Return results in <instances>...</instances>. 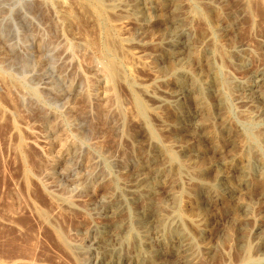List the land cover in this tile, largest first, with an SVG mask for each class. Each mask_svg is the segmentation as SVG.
Returning a JSON list of instances; mask_svg holds the SVG:
<instances>
[{"label":"rangeland","instance_id":"rangeland-1","mask_svg":"<svg viewBox=\"0 0 264 264\" xmlns=\"http://www.w3.org/2000/svg\"><path fill=\"white\" fill-rule=\"evenodd\" d=\"M49 1L0 0V264H99L101 245L106 248L117 244L118 251L126 250L123 256L135 258L139 246L148 247L151 240L161 250L153 241V235L161 232L160 229H151L141 222L148 216L154 221L163 216L180 217L184 230L194 240L191 244L195 246L189 252L190 257L197 259L194 264H202L201 257L203 264H239L245 251L253 253V257L260 256L258 240L264 236V176L249 174L246 187L241 183L243 176L236 169L249 161L248 152L253 151L255 144L253 136L256 132L261 133L264 126L247 131L239 122L243 120V113L258 107L259 101L254 97L255 104L249 108L239 101L237 82H250L253 73L237 69L234 63L238 57L230 52V47L248 43L253 49L251 63L254 70L264 66V8L259 0H251L252 6L249 7L243 4L244 0H224L218 11L207 16V21L200 17L194 20L197 36L200 37L203 31L216 33V43L229 50L223 51L222 59L217 58L225 75L220 78V95L206 99L199 128L181 137L167 136L158 131L152 121L157 129L158 143L168 144L178 139L189 141L195 149L206 151L207 157L190 171L183 169L182 159L167 160L166 166L173 169V175L167 180L166 188L154 195L157 199L151 196L148 186L159 185V182L149 180L148 185L146 177L140 174L144 168L153 165L152 159L135 163L144 157L145 152L149 155L147 151L151 152V149L145 151L142 146L146 145L147 134L136 111L132 91L124 83L113 84L103 68L106 62L113 60L106 45L108 35L112 31L115 36L118 33V38L121 35L114 27L113 15L109 13L95 22L86 18V14L90 15L95 9L90 0H54L59 7L53 0ZM101 1L105 5L109 3L108 0ZM202 1L206 0H178L181 3L179 11L188 15ZM75 2H83L87 12L78 11L80 3ZM61 3L69 9H76L77 19L64 22L63 13L58 10ZM252 9L256 11L255 17L251 14ZM239 11L244 13L240 15ZM90 17L93 19L94 15ZM229 23L233 28L236 26L235 30L221 32L222 26ZM133 25L129 34L121 36L119 43L122 47L137 39V26ZM162 25L157 24L148 31L149 42L167 29ZM79 36H86V46L76 41L75 37ZM148 41L146 39V44ZM125 58L128 61L130 56L126 54ZM115 61L120 66L128 64L123 60ZM153 65L158 67L159 61L153 60ZM123 70L128 79L148 75L146 71ZM208 70L205 69L204 73ZM165 116L168 119L173 117L171 111ZM258 147L264 150V140ZM152 151L158 152L153 148ZM157 154L162 155L159 160L169 155H164L163 151ZM222 161H226L227 172L231 173L226 187L244 188L240 201L231 198L224 187L216 186L217 167ZM190 184L193 185L190 187ZM139 185L141 187L135 193ZM204 185L217 195L218 201L199 212L196 210L198 200L205 201L199 186ZM120 201L128 202L127 211L124 216L116 217L114 214ZM242 204L249 210L244 211ZM199 217L209 228L205 233L200 226L190 223ZM260 227L262 232L258 231ZM172 246L176 247L175 242L170 243L169 248ZM207 249L211 250L210 256L205 253ZM169 259L170 264L176 263Z\"/></svg>","mask_w":264,"mask_h":264},{"label":"bare ground","instance_id":"bare-ground-1","mask_svg":"<svg viewBox=\"0 0 264 264\" xmlns=\"http://www.w3.org/2000/svg\"><path fill=\"white\" fill-rule=\"evenodd\" d=\"M35 1H37V0H35ZM73 1H76V0H73ZM90 1L95 6L94 11L91 12V14H90V15L93 14L94 18L91 19L92 16L90 17L89 13L86 14V18L89 17V20L98 22L101 19H103L104 15H108L109 13H111L114 17L113 18L114 22L109 20V18H108V20L113 22L115 29L119 32V34L121 33L119 38L117 37V35H118L117 32H116L117 33L116 36L114 33L112 34L113 31L110 32L109 35L107 34L108 39H107L106 45H107V49L109 51V54L111 55L110 58H113V60L106 62V64L104 65L105 67H103V68H106L105 72L108 73L109 79L113 84L118 83V82L124 83L132 91L136 111H137L139 118L141 120V123H142L141 125H143L144 129L146 130V134H147L146 145H144V144L143 145L141 144V145L145 146L144 147V149L146 148L145 151L147 149H149V150L151 149V152L147 151V153H149V155H146V152H145V154H144V152H142L144 154V157L141 159L140 158L142 156L141 155L139 157L140 159L136 158L137 160L135 161V163L136 164H142V163H144L143 161L148 162L150 159H152L151 164H153V165L151 167H148L147 169L144 168L145 170L143 169V171L141 170L142 172L140 174L146 177V183L148 185H150L149 180L153 181V182L154 181L159 182V185H153L152 184L153 186H151V185L148 186L149 191H151V193H152L151 196L154 198V195H157L159 192H161V190L163 191V189L166 188L165 184L167 183V180H169L170 177H172V175H173V169H170L169 165H168L169 168L165 169V167H168V166H166L168 164L167 160H169L170 162H173V161L175 162V161H178L179 159H182L184 162L182 164L181 163H179V164L184 166L183 169L185 168L186 170L190 171L191 169H194L197 166H199L200 163H203L204 159L207 158L205 153H204L206 151H202L201 149H199V150L195 149L194 146L191 145V143L189 141H183V140H179V139L175 140V141H169L170 139L167 138V139H169L168 144L158 143V138H157L156 133H157V129H158V131H160L163 134H167V136L168 135H175L176 137H181L183 134H187V133L194 131L195 129L200 127L201 117L203 115V111H204L205 106L207 104L206 99L209 97H211V98L213 97L215 99L218 95H220V89L218 88V86L221 84L220 78L221 77L223 78L225 73L222 70V68L219 67L220 65L218 64V61L220 59L217 61V58L219 57L222 59L223 51L228 52L229 50L225 49V47L223 48L222 46H219L220 43H218V42H217L218 44L216 43V37H217V36H215L216 33L212 32L210 34L209 32L203 31V33L200 37L197 36L193 24H195L194 20H196V17L203 18V20L207 21V16L208 15L210 16V13L218 11V9H220L219 7L221 5H223L224 0H206L204 2L203 1L199 2L198 6L196 7L197 9L194 11H191V13H189L188 15L185 13L182 14L179 11L181 8V6H180L181 3H179L178 0H108L109 3H107V5H105V3H103L101 0H90ZM256 2H258V0ZM75 3L76 4L80 3L78 5V9H77L78 11H82V10L86 11V10H84L85 5L82 4L83 2H79V3L75 2ZM250 3L252 4L251 0H244V2H243V4H245L248 7L252 6V5H250ZM259 3H261L263 8H264V0H259ZM55 4H56V2H55ZM57 4L59 5V3H57ZM88 4H90V3H88ZM58 5H57V7H59ZM184 6H186V5H184ZM254 6H255V4H254ZM39 8H40V6H39ZM69 8L70 7H68L66 4L61 3L60 8L58 9L63 13L62 19L64 20V22L67 20L74 21L75 19H77V16H76L77 13L75 14V12H74V10H76V9H69ZM71 8H72V6H71ZM186 8H188V6L185 7L184 9H186ZM58 10H57V12H58ZM181 11H183V10H181ZM240 11H239V14L241 15L242 12H240ZM252 11L253 12L251 14L254 15L256 13V11L253 9H252ZM187 12H189V11H187ZM258 12L260 13V11H258ZM84 13L85 12H83V14ZM230 14H232V13H230ZM239 14H237V15L240 16ZM55 16H56V14H55ZM238 16H234V17H237V19H238ZM255 16L256 15H254V17ZM188 17H190V18H188ZM262 18H263V15H262ZM58 22H60V21H58ZM132 22H134V25ZM68 23L69 22H67L65 24H68ZM160 23L163 24L164 27L167 29L165 31L164 30L160 31L149 42L148 37H147L148 31L152 27H154L155 25L160 24ZM77 24H80V22L78 23V21H77ZM99 25L100 24H98V26ZM132 25L137 26V29H136L137 39L135 41H133L132 43L122 47V45L119 43L120 42L119 40L121 39L122 35L124 36V35L129 34V30H130V27H132ZM238 26H239V24H238ZM261 26H263V25L261 24ZM235 28H236V26H235ZM235 28H233L231 23H229V24L223 25L220 31L224 32V33H228L229 31L235 30ZM98 29H100V28H98ZM263 30H264V28H263ZM105 31H107V30H105ZM109 31H110V29H109ZM230 35H232V34H230ZM196 36L199 38H197ZM85 37L79 36L77 38L75 37V39H76V41L78 40L79 43L85 44V46H86L87 40ZM95 37H96V35H95ZM97 37H98V35H97ZM146 39L149 42L147 44H146ZM124 40H126V39L124 38ZM91 43L92 42H90L89 44H91ZM78 45H80V44H78ZM93 46H95V45H93ZM95 47H97V46H95ZM230 49H231L230 52H232L233 54H235L238 57L236 59L237 64L234 63V66H236L237 69H239V70H243V71L246 70L247 72L253 73V77H252L250 82L247 83V82H244L243 80H242L243 82L242 81L237 82V85L240 88V95H239L238 99H239V101H241V103L244 105L245 108L246 107L249 108V107L254 106L253 105V104H255V102L253 100L254 97H257L258 101H259L256 104V105H258V107L254 106V108L252 109L251 112L247 111L246 114L242 112L244 114L243 118H242L243 120L239 121L242 124V126L245 128V130L252 131L253 128H255V127H263L264 126V66L262 64H260L263 67L254 70L253 64L251 63V58L253 56V49L251 48V46L248 43L247 44H245V43L241 44L240 46H234L233 48L230 47ZM126 54L130 56V59L128 61L125 58ZM106 58H107V56H106ZM155 59L159 61L160 65L158 67H155L153 65V60H155ZM115 60L126 61L128 64L121 65L122 67L127 68V69L130 68V70L135 71V72L136 71H146L147 72L146 75L147 74L148 75L143 77V78H141V77L136 78L135 76H131L130 79H128V78H126V75L124 73V71H125V70H123L124 68H122L119 64H117ZM252 62H253V60H252ZM160 67H162V68H160ZM205 69H209L208 70L209 72L204 73ZM132 71H131V73H132ZM126 74H128V72ZM134 74L135 73H133L132 75H134ZM225 81H227V80H225ZM228 84L230 87L229 81H228ZM115 87H116V85H115ZM109 92H111V90ZM226 92L228 93V91H226ZM238 105H239V108H241L240 104H238ZM170 111H171L173 117L168 119V117H166L165 115H166V112H170ZM217 111H218V109H217ZM212 116L214 117V115H212ZM152 121L154 122V126H155V124L157 125V127H158L157 129H156V127L154 128ZM201 122H203V121H201ZM230 122H231V120H230ZM224 124L227 125L226 122ZM229 124H231V123H229ZM140 127L142 128V126H140ZM218 129H220V128H218ZM217 132H219V131H217ZM217 132H216V134H217ZM236 133H237V131H236ZM253 138H254L255 144L253 147V151L248 152L249 161H247V164H244V163L240 164L238 169H236L238 174L243 176V178L241 177L243 180L241 183H244V184L246 182L245 180L250 176L249 174H251V173H254L255 176H258V177L264 176V155H262L264 150L262 148L260 149L258 147V145H260V142L264 140V130L262 129L261 133L256 132V135H254ZM214 141H216V140H214ZM216 142H219V141H216ZM244 144H245V141H244ZM248 145H250V144L248 143ZM152 148L156 149L158 151L157 153H159V154H161V152L163 151L164 155L165 154H169V155H167V156L165 155L164 158L159 160L160 157H162V155L160 156L155 151H152ZM246 148H245V150H246ZM241 150H242V148H241ZM218 152L219 151H217V153ZM225 162L222 161L220 163V165H218V167H217L219 169V171L217 172V175H216V182H217L216 186L224 187V191L228 192L231 198L239 200L240 196H242V194L244 192V188H243V186H239V187L236 186V188L226 187L227 184L229 183L230 178H231V173L227 172L228 166L226 165ZM176 163H178V162H176ZM136 164H135V166H136ZM209 168H210V166H209ZM232 168H233V166H232ZM228 169H230V168H228ZM213 170H215V169H213ZM192 174H194V173H192ZM234 174L236 175V173H234ZM193 176H195V175H193ZM186 178H187V176H186ZM183 181H185V180H183ZM186 183L189 184L188 181ZM253 184H254V182H253ZM192 185L190 184V187ZM131 186H133V185H131ZM144 186H145V184H144ZM184 186H185V184H184ZM245 186H246V184H245ZM140 187H141L140 185L136 187L137 189H136L135 193L138 192V188H140ZM199 187L201 190L202 197L205 199V201H200L197 199L199 202L197 201L198 203L196 205L197 206L196 210L200 212V210H203L205 208L209 209L213 203H216L218 201V197H217V195L215 196L214 194H212V192H211L212 190L211 191L209 190L208 185L207 186H205V185L199 186ZM251 187H253V186H251ZM131 194H133V193L131 192ZM141 194L142 193H140V195ZM164 194H165V192H164ZM173 194H175V193H173ZM151 196H149V197H151ZM191 196H192V194H191ZM197 196H199V195H197ZM178 198H179V193H178ZM154 199H157V198H154ZM191 199H192V197H191ZM114 200H115L114 202H116V199H114ZM117 200H118V197H117ZM231 201H233V200H231ZM113 203H111V205ZM126 203H128V202H126ZM126 203H125V201L124 202L120 201L118 203L117 208H116L117 213L114 214L116 217L118 215L122 217L126 214V211H127V206H126L127 204ZM241 207L244 209V211L249 210V207L244 206V204H242ZM154 209H155V207H154ZM166 209H168V208H166ZM150 216H151V214H150ZM182 217H183V215H182ZM149 218L150 217L148 216V219L141 220V222H142V224L148 225L149 228H151V229H156V230L160 229L161 232H157V233H155V235H153V236H155L153 241L154 242L156 241V243H158L161 250H158L156 248V245L153 244V242L151 240V242H149L148 244L146 243L148 247L140 245L139 246V252L136 255V257L130 258L129 256H123L122 255V253L124 254V252H126L125 249H124V252L118 251L116 249L117 244L111 245V247H106V248L102 247V245H101L100 249L102 251V254H101L102 256H100L101 259L99 260L98 263L99 264H170L169 258L174 260L176 262V263L174 262L175 264H181L182 262H185L186 264H194L197 262L196 261L197 259L190 257L191 254H189V252L193 250L192 247L195 246V245L192 246V244H191L192 241H194V240L191 239V237L188 236L187 232L184 230V223L180 219V217L163 216V217H161V219L156 220V221H154L153 219H149ZM133 219H135V218H133ZM190 223H194L197 227L200 226L202 232H204V233L206 232L207 226L204 224V220L202 218L199 217L195 220H192V222H190ZM240 223H242V222H240ZM157 226L159 228H157ZM136 228H137V226H136ZM258 231L262 232V227H260V229ZM256 235H257V233H256ZM102 236L105 237L104 235H102ZM262 237L263 238L261 240H258L259 242L257 241L258 242V248H259L258 252H259L260 256L253 257V255H252L253 253H251L249 251H245V255L242 258L239 257L241 259L240 261L238 260L239 264H264V236H262ZM110 238H111V236H110ZM169 238H174V239L172 240ZM195 238H197V237H195ZM139 239H140V236H139ZM250 239H252V238H250ZM107 240H109V239H107ZM116 240H115V242H116ZM130 242H131V240H130ZM137 242H139L138 239H137ZM172 242L173 243L175 242L176 247L172 246L171 248H169L170 243H172ZM232 242H234V241H232ZM246 242L249 243V241H246ZM109 244H108V246H109ZM138 244H140V243H138ZM127 245H128V243H127ZM251 246H252V244H251ZM196 248L197 247H195V249ZM207 248H209V247H207ZM220 249H221V247H220ZM233 249H234V247H233ZM196 250H198V249H196ZM205 253H207L208 256H210L211 250L207 249ZM223 256H224V254H223ZM201 258H200V260L202 261V264H203L204 259L202 260ZM217 259H218V257H217ZM226 261H228V260H226ZM216 263H218V262H216ZM204 264H206V262ZM213 264H214V262H213ZM229 264H231V263H229Z\"/></svg>","mask_w":264,"mask_h":264}]
</instances>
